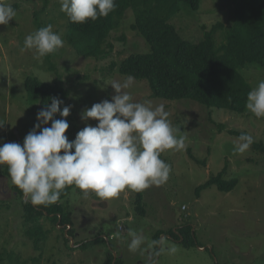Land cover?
<instances>
[{
	"label": "rangeland",
	"instance_id": "1",
	"mask_svg": "<svg viewBox=\"0 0 264 264\" xmlns=\"http://www.w3.org/2000/svg\"><path fill=\"white\" fill-rule=\"evenodd\" d=\"M242 1L203 0L199 12L185 7L172 23L185 39L199 41L204 26L211 29L218 22L226 23L235 5ZM2 2L13 6L16 17L8 26L0 25V120L6 123L0 129V145L9 142L22 145L37 123V113L44 106L37 99L32 102L26 88L29 78H37L36 71L47 77L39 79L42 82L58 81L69 89L70 97L63 106H72L66 133L71 141L86 126L81 113L95 103L111 101L115 95L111 82L125 79L117 71L112 74L108 70L110 65L120 63L131 54L150 52L149 45L128 30L129 22L135 23L133 11L124 20L127 26L122 24L108 40L111 44L108 51L112 54L97 59L98 56L86 58L76 52L67 33L68 17L61 11L59 0L49 1L47 7L45 0ZM49 24L65 43L41 63L34 59L31 50L22 52L21 49L28 34ZM123 36H126L125 42L121 40ZM243 74L252 88L264 79V71L253 67L245 69ZM126 91L136 102H151L153 107L163 104L172 125L187 136L183 150L161 154L162 160L171 166L170 178L164 185L145 190L146 216L137 211L135 191L126 190L117 198L102 200L94 193L85 197L72 186L62 203L70 202L67 211L72 216L74 231L70 233L72 226H63L60 222L56 226L42 220L51 234L38 250L27 235L29 226L24 219L22 199L0 168V264H106L109 251L114 255V263L122 260L123 264H152V261L156 264H264V153L252 151L250 147L244 154L233 155L238 137L227 134L229 130L246 132L254 141L264 142V118L258 119L249 111L244 116L217 109L210 113L189 100L154 99L148 83L136 80ZM56 119L61 117L57 115ZM87 123L95 126L98 122ZM219 125L225 127L224 132L220 133ZM197 160L208 162L204 165ZM227 165L226 180L237 179V188L223 192L213 186L198 196L199 187L218 176ZM185 227L192 230L195 242L192 248L186 247L183 239L170 235L172 230L178 233ZM129 230L142 232L147 242L164 237L166 246L174 247L176 252L155 256L153 249L145 247L143 252L133 253L128 248ZM158 233L162 235L159 237ZM98 236L101 240L96 242ZM91 241L95 242L82 249Z\"/></svg>",
	"mask_w": 264,
	"mask_h": 264
},
{
	"label": "clouds",
	"instance_id": "2",
	"mask_svg": "<svg viewBox=\"0 0 264 264\" xmlns=\"http://www.w3.org/2000/svg\"><path fill=\"white\" fill-rule=\"evenodd\" d=\"M61 11L75 24H85L107 17L116 8L115 0H59ZM16 17L12 5L0 0V25L8 26ZM61 35L51 24L41 27L24 40L21 51L31 50L34 59L54 54L64 47ZM38 79L47 77L36 71ZM129 75L123 81L113 80L115 95L111 101L93 104L81 113L85 127L69 140L67 118L72 106L51 97L37 113L34 129L16 142L0 145V168L6 166L11 183L34 206L57 203L68 187L74 186L85 197L94 193L102 200L117 198L122 192H142L168 182L171 166L161 159L168 150L181 151L187 136L174 127L163 104L136 102L126 91L134 84ZM246 109L256 118H264V79L247 96ZM57 115L61 119H56ZM88 121H97L93 126ZM49 123L51 126L49 127ZM6 125L0 120V129ZM251 134L242 133L236 139L232 154H244L252 144ZM129 251L153 249L155 256L173 255L174 247L166 246V238L147 242L142 232L129 230ZM152 264H156L152 261Z\"/></svg>",
	"mask_w": 264,
	"mask_h": 264
},
{
	"label": "trees",
	"instance_id": "3",
	"mask_svg": "<svg viewBox=\"0 0 264 264\" xmlns=\"http://www.w3.org/2000/svg\"><path fill=\"white\" fill-rule=\"evenodd\" d=\"M49 1L51 0H45L46 7ZM202 2L203 0H115L116 8L107 17L89 20L82 25L72 23L68 18L67 33L69 32L75 46L70 44L79 56H98L97 59L109 57L112 54L108 51L111 46L109 38L122 24L127 26L124 20L133 11L135 23L131 25L130 21L128 30L142 38L149 45L150 52L131 54L120 63L113 62L108 69L112 74L117 71L124 78L131 75L138 82L148 83L154 99L166 102L189 100L210 113L217 109L244 116L248 112L247 96L253 88L243 71L250 67L264 71V0H243L240 5H235L233 15L226 23L218 22L211 29L204 26V33L199 41L187 40L172 21L185 7L192 12H199ZM121 40L125 42L126 36ZM26 88L31 101L37 99V103L43 106L50 103L51 97H58L64 103L70 97L69 89L58 81L50 84L37 78H29ZM219 128L220 133L224 132L225 127L219 125ZM242 133L246 132L229 130L227 134L239 137ZM251 147L252 151L264 153L263 141H254ZM192 159L194 160L193 157ZM197 162L207 165L208 161ZM4 167L2 174L10 178L7 167ZM226 174L228 165L218 176L199 187L198 196L213 186L223 192L235 190L239 181L226 180ZM11 186L22 199L24 219L29 226L27 235L35 248L39 250V246L47 243L51 234V230L42 225L44 219L56 226L60 225L59 222L63 226H72L70 233L74 231L72 216L67 211L70 202L62 203L69 196L71 187L65 190L57 203L34 206L16 186L12 183ZM144 192L145 190L136 192V205L137 211L146 216ZM179 232L172 230L170 235L177 240L183 239V244L192 248L195 242L191 228L185 227ZM161 235L157 234L159 237ZM99 240L98 236L96 242ZM93 242L95 241L85 243L82 249L91 246ZM106 264L123 263L122 260L114 263V255L109 251Z\"/></svg>",
	"mask_w": 264,
	"mask_h": 264
}]
</instances>
